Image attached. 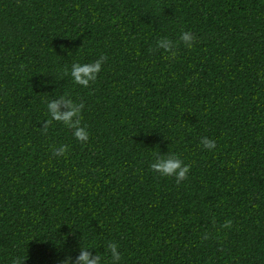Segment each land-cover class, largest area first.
Listing matches in <instances>:
<instances>
[{
    "label": "trees",
    "instance_id": "trees-1",
    "mask_svg": "<svg viewBox=\"0 0 264 264\" xmlns=\"http://www.w3.org/2000/svg\"><path fill=\"white\" fill-rule=\"evenodd\" d=\"M163 37L175 59L149 51ZM102 55L75 84L72 64ZM63 94L85 104V144L42 132ZM158 152L188 179L153 172ZM108 242L119 264H264V0H0V264L81 245L111 264Z\"/></svg>",
    "mask_w": 264,
    "mask_h": 264
},
{
    "label": "clouds",
    "instance_id": "clouds-1",
    "mask_svg": "<svg viewBox=\"0 0 264 264\" xmlns=\"http://www.w3.org/2000/svg\"><path fill=\"white\" fill-rule=\"evenodd\" d=\"M185 47L191 49L196 43V36L190 31H182L180 38ZM63 47V46H62ZM178 43L174 42L167 37H163L157 40L155 48H150V52L156 50H163L168 53V59H175L178 55L177 49ZM71 55V52H69ZM108 57L106 55L100 56L99 59L91 63L81 64L79 62H74L71 66L70 75L75 84L83 86L84 88H89L92 83H95L99 73L102 71V65L106 62ZM21 71L24 70L25 66L20 65ZM64 76L69 75V69L65 67ZM47 109L49 114V119L42 123V132L47 134L49 128L53 125V122L62 123L68 129L72 131L73 136L81 143L85 144L89 140V132L87 127L83 125V111L85 109V104L81 101L76 103L67 95H60L58 98L47 101ZM201 145L206 150H213L216 148V142L213 139L205 136L200 140ZM53 156H65L69 151V146L62 144L59 146H53L52 149ZM150 168L153 172L158 173L160 176L164 177H174L175 182L179 185L181 182L188 179V174L191 171V165L185 164L179 155L173 153L161 154L160 152L154 154V160L150 164ZM232 220L229 219L225 221L222 228L230 229L232 227ZM210 238V235L205 233L203 235V240ZM106 252L111 256V264H119L122 259L121 253L119 251V245L115 242H108L106 245ZM12 264H25V260L20 257L13 259ZM61 264H103L102 253H97L93 255L91 248L84 247L81 245L80 254L73 260L71 255L67 256Z\"/></svg>",
    "mask_w": 264,
    "mask_h": 264
}]
</instances>
